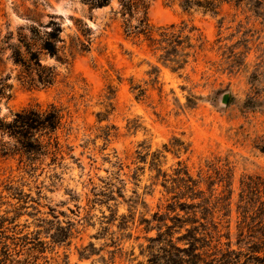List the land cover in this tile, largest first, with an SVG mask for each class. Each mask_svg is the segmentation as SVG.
Here are the masks:
<instances>
[{
  "label": "rangeland",
  "instance_id": "1",
  "mask_svg": "<svg viewBox=\"0 0 264 264\" xmlns=\"http://www.w3.org/2000/svg\"><path fill=\"white\" fill-rule=\"evenodd\" d=\"M183 1L149 0V39L126 33L119 0H0V81L10 95L1 117L51 104L65 115L56 156L14 153L17 140L0 130V150H11L0 154V264H138L141 219L175 202L199 205L197 217L230 230L234 248L242 232L244 250L256 243L241 193L247 176L264 178V19L245 4L209 0L221 5L214 14ZM55 31L57 56L43 48ZM164 31L174 38L162 43ZM30 46L41 72H54L51 86L15 63V50L29 56ZM132 212L133 229L121 231ZM59 226L71 233L62 244L53 242ZM91 245L96 254L82 258Z\"/></svg>",
  "mask_w": 264,
  "mask_h": 264
},
{
  "label": "trees",
  "instance_id": "2",
  "mask_svg": "<svg viewBox=\"0 0 264 264\" xmlns=\"http://www.w3.org/2000/svg\"><path fill=\"white\" fill-rule=\"evenodd\" d=\"M91 6L104 7L111 3L112 0H83ZM120 14L123 18L124 28L126 33L130 36L132 34H144L149 39H153V28L149 23L148 9L149 0H119ZM229 3L235 2L238 8L242 7L252 11L257 18L264 19V0H224ZM203 2L194 0H184L182 6L186 10H191L195 6L203 8L207 12L218 14L221 5L216 4L215 1ZM142 10L143 17L137 26H133L132 19L136 17L139 11ZM176 25L171 26L175 28ZM50 37L43 44V48L53 56H57L56 42L59 40V32H51ZM163 36L162 43L167 39L174 38V33H161ZM185 40H178V47L183 46ZM170 45V44H168ZM191 47V46H190ZM166 47L165 49H167ZM29 56H25L21 49L15 50L13 57L15 63L25 67L26 71L30 73L35 70L41 72L44 69L39 55L31 46L27 48L26 52ZM186 56V55H185ZM169 60V59H167ZM186 62H184L185 64ZM184 65L178 67L183 68ZM176 69V68H175ZM55 74L49 70L48 74L41 72L39 82L46 86H51L55 81ZM9 85L6 80L0 81V102L4 97L10 98L7 94ZM65 115L63 110L55 104H51L46 110L26 108L15 113L11 121L0 115V130L3 134H8L17 140L15 144L14 153H28L35 155H43L52 153L56 156L60 152V142L58 137L54 136L55 132L63 125ZM0 150L1 156L11 155V150L2 144ZM259 148L264 153V138L262 145ZM188 183L185 187L187 192L191 193L188 197L191 199L197 198L196 186L198 182L186 172ZM241 202L243 206V221L242 224L248 231L252 232L249 236L254 238L256 243L249 244L248 249H243L244 239L242 232L239 247L236 249L233 246L232 234L229 230L225 234H220L221 229L218 222L214 220L201 221L197 217L196 208L199 207L193 203H179L169 205L167 213L157 211L152 218L143 217L139 225H144L145 243L140 245V255L144 257L145 261H139L138 264H264V256L260 254L264 252V178L261 176H247L242 181ZM185 195V194H184ZM188 195V194H187ZM178 197V196H176ZM180 198V197H179ZM180 209V210H178ZM180 211H184L182 215ZM251 213V215H249ZM173 214V215H172ZM136 213L132 212L130 215L121 216L122 221L120 230H132L135 224ZM106 218V216H104ZM108 219V218H106ZM116 220V218H115ZM171 221V222H169ZM110 223V222H109ZM230 229V225H228ZM69 229L59 226L53 236V242L62 244L69 239L71 233ZM156 231L155 235H150ZM258 233V237L255 236ZM226 236L228 242L222 243L221 239ZM114 237V236H113ZM130 239L129 235H123ZM140 237H137L138 241ZM115 243L116 240L112 239ZM120 240V239H119ZM97 249L94 245L88 246L81 253L82 258H90L96 254ZM131 255L135 256V252ZM136 260V258L134 259Z\"/></svg>",
  "mask_w": 264,
  "mask_h": 264
},
{
  "label": "water",
  "instance_id": "3",
  "mask_svg": "<svg viewBox=\"0 0 264 264\" xmlns=\"http://www.w3.org/2000/svg\"><path fill=\"white\" fill-rule=\"evenodd\" d=\"M117 3V1H115V4ZM108 9V8H107ZM112 9V8H111ZM224 102H227V97H225V100H224Z\"/></svg>",
  "mask_w": 264,
  "mask_h": 264
}]
</instances>
